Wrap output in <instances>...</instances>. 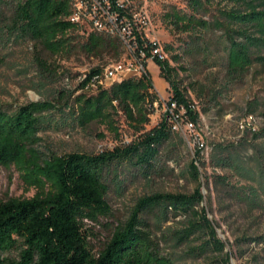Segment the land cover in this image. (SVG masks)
I'll return each instance as SVG.
<instances>
[{"label": "trees", "instance_id": "trees-1", "mask_svg": "<svg viewBox=\"0 0 264 264\" xmlns=\"http://www.w3.org/2000/svg\"><path fill=\"white\" fill-rule=\"evenodd\" d=\"M232 1L235 6L221 9V16L212 21L176 11L170 17L184 31L222 30L227 40L228 72L242 79L254 63L264 66V0ZM192 2L196 9L204 7L203 0ZM69 8V0H19L7 27L58 54L69 49V33L82 29L67 19ZM83 45L94 53L113 48L117 56L124 50L117 37L97 31H91ZM139 45L143 47L141 39ZM38 59L44 64L41 57ZM155 62L160 76L171 85V99L178 109L184 107L186 115L199 124V112L174 79V67L167 58ZM95 76L97 80L103 76L101 66L86 72L81 87L90 84ZM154 88L148 70L141 76L116 81L96 94L82 92L73 97V92L60 90L52 99L23 103L12 110L0 105V164L15 163L18 168L28 169L30 182L37 187L32 197L0 200V264H182L174 257L175 248L182 244L195 257L211 252V264H233L235 254L243 256L248 252L243 248L247 243L251 244L255 264H264V231L243 233L234 241L236 252L233 245L226 250L227 241L219 235L221 223L210 217L214 193L218 203L226 207L237 204L248 218L254 211L264 209V152L243 155L233 149L234 145L222 143L214 145L208 158L196 151L190 173L199 185L193 192L158 191L139 197L103 249L93 251L85 220L98 221L100 216L111 214L108 193L112 183H117L121 166H131L142 176L155 168L161 146L177 131L173 116L167 112L157 126L144 131L137 140L98 153L49 154L40 146L39 133L52 126L56 114L67 115L66 120L85 128L95 120L112 124L113 113L118 110L141 130L150 122L159 101ZM260 133L264 128L256 136ZM207 160L215 168L234 171L245 183H234L227 173L205 175L201 166L206 167ZM202 176L210 192L205 204ZM176 217H181V227H168L160 233L153 230L152 225L160 226ZM163 243L168 244V253ZM13 249L18 250L15 257L7 254Z\"/></svg>", "mask_w": 264, "mask_h": 264}, {"label": "rangeland", "instance_id": "rangeland-1", "mask_svg": "<svg viewBox=\"0 0 264 264\" xmlns=\"http://www.w3.org/2000/svg\"><path fill=\"white\" fill-rule=\"evenodd\" d=\"M19 0H0V105L12 110L17 106L52 99L60 90L73 92V97L85 92L96 94L101 88H109L111 81L100 86L81 87L85 72L94 66L103 69L107 64L122 58L117 50L91 52L83 45L92 30L89 25L70 32L68 50L52 54L40 44L21 35L18 31H9L7 24L15 4ZM136 6L150 16V35L164 48L170 66L174 67V79L185 89L186 95L193 101L200 115L197 128L185 129L173 134L170 141L161 146V155L155 168L147 175L137 174L131 166L123 165L119 169L117 183H112L108 193L111 214L100 216L98 221L86 219V233L95 253L103 249L111 238L115 227L125 221L138 198L153 192H193L199 185L190 173V163L196 151L205 147L202 154L208 158L214 145H234L243 155H259L264 152V133L256 136L264 128V66L256 62L246 75L233 78L227 68V40L223 31L216 28L184 31L173 23L170 13L194 15L212 21L221 16V9L234 7L232 0H203L204 7L196 9L192 0H135ZM119 50V49H118ZM264 54V51L262 52ZM42 58L41 64L38 58ZM154 91L159 96L155 112L143 129L137 130L126 115L118 110L113 113L112 124L92 121L82 128L67 115L56 114L51 127L39 133L41 148L51 154H63L72 151L98 153L115 146H123L137 140L144 131L157 126L169 112V102L173 90L169 82L160 77L156 68L151 66ZM182 108L176 110L180 112ZM181 114V112H180ZM185 116V115H184ZM242 142V143H241ZM28 169L18 168L15 163L0 164V200L12 197L28 198L37 192L30 182ZM205 175L227 173L234 183L244 184L234 171L215 168L209 160L206 167L201 166ZM202 190L210 195L205 186ZM213 194V214L220 223V237L227 241L226 250L236 252L234 241L243 233L255 234L264 231V209L256 210L248 218L242 208L233 204L226 207L218 203ZM181 217L170 219L160 226L152 225L158 233L168 227H181ZM161 229V230H160ZM195 244L198 241L193 242ZM254 243H252L253 245ZM165 253L170 250L163 243ZM251 244H243L248 252L243 256L232 257L233 264H255L251 258ZM185 244L175 248L176 261L182 264H211L210 253L195 257L189 255ZM260 248H257V251ZM15 257L17 249L7 253ZM264 255V253H262Z\"/></svg>", "mask_w": 264, "mask_h": 264}, {"label": "built area", "instance_id": "built-area-1", "mask_svg": "<svg viewBox=\"0 0 264 264\" xmlns=\"http://www.w3.org/2000/svg\"><path fill=\"white\" fill-rule=\"evenodd\" d=\"M69 5L67 19L81 28L89 25L91 31L117 37L124 48L122 58L107 64L103 76L98 80L95 76L86 87L100 86L107 80L113 84L127 77L141 76L149 70L151 61L166 58L162 45L150 35V16L139 10L135 0H69ZM140 39L143 47L139 45ZM85 76L86 72L83 78ZM168 108L173 116L174 129L197 128L198 124L186 115L184 107H181V114L176 112L178 106L174 100H170ZM198 143L203 152L204 143Z\"/></svg>", "mask_w": 264, "mask_h": 264}, {"label": "crops", "instance_id": "crops-1", "mask_svg": "<svg viewBox=\"0 0 264 264\" xmlns=\"http://www.w3.org/2000/svg\"><path fill=\"white\" fill-rule=\"evenodd\" d=\"M151 66H153L154 68H156L157 72L160 73V68H159V66H158L154 61H151V62L149 63V71L152 73V75H153V72H152V70H151ZM159 75H160V74H159ZM160 77H161V76H160Z\"/></svg>", "mask_w": 264, "mask_h": 264}]
</instances>
